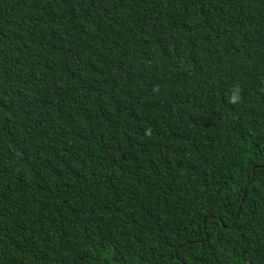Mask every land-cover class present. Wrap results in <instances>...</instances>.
I'll return each instance as SVG.
<instances>
[{
  "label": "trees",
  "instance_id": "16d2710c",
  "mask_svg": "<svg viewBox=\"0 0 264 264\" xmlns=\"http://www.w3.org/2000/svg\"><path fill=\"white\" fill-rule=\"evenodd\" d=\"M0 264H264V0H0Z\"/></svg>",
  "mask_w": 264,
  "mask_h": 264
},
{
  "label": "clouds",
  "instance_id": "9594fccd",
  "mask_svg": "<svg viewBox=\"0 0 264 264\" xmlns=\"http://www.w3.org/2000/svg\"><path fill=\"white\" fill-rule=\"evenodd\" d=\"M242 88L239 85L234 86L229 96L228 102L232 105H238L242 102Z\"/></svg>",
  "mask_w": 264,
  "mask_h": 264
},
{
  "label": "water",
  "instance_id": "95a60500",
  "mask_svg": "<svg viewBox=\"0 0 264 264\" xmlns=\"http://www.w3.org/2000/svg\"><path fill=\"white\" fill-rule=\"evenodd\" d=\"M253 169H255V167Z\"/></svg>",
  "mask_w": 264,
  "mask_h": 264
}]
</instances>
